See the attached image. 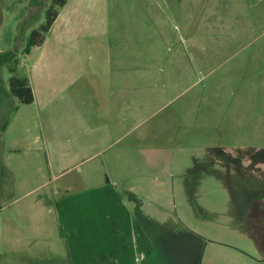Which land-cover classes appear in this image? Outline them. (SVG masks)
<instances>
[{"label": "rangeland", "instance_id": "obj_1", "mask_svg": "<svg viewBox=\"0 0 264 264\" xmlns=\"http://www.w3.org/2000/svg\"><path fill=\"white\" fill-rule=\"evenodd\" d=\"M50 2L0 0V50H17L0 89L10 76H36L32 103L0 94V264H69L54 201L106 183L147 236V264H172L160 255L167 249L174 264H264V242L262 256L226 214L218 164L184 172L211 154L234 170L225 154L264 145V0H66L43 44L25 54ZM106 64L109 74H86ZM174 139L199 153L172 168L141 152ZM155 179L174 186L175 208Z\"/></svg>", "mask_w": 264, "mask_h": 264}, {"label": "crops", "instance_id": "obj_2", "mask_svg": "<svg viewBox=\"0 0 264 264\" xmlns=\"http://www.w3.org/2000/svg\"><path fill=\"white\" fill-rule=\"evenodd\" d=\"M60 12L58 10L57 17L50 27L51 30L54 23L57 22ZM40 46L34 48H39ZM107 59L106 61L109 63V58ZM38 60L39 58L35 59L33 64ZM106 65L108 67V64ZM108 70L109 67L103 68L99 66L92 73L88 74V72L86 74L92 76V78H100L101 74H109ZM114 72V77L117 76L121 79L120 73ZM83 75H77L76 80H79ZM34 76L35 74L32 75L31 73L28 81L35 99L36 91L32 85ZM71 80H75V77ZM71 80L67 84H70ZM93 82L94 80L92 81V86L96 87V83ZM108 90L110 91V89ZM95 94L98 99L97 89L95 90ZM159 142L153 141L151 142L154 143L152 145L146 144L145 147L140 148L141 152H145L148 155L147 158L156 154L161 156L162 154L164 162H169V166L172 168L173 160L188 156V153L196 155L199 153L194 152L196 149L194 147H180L175 139ZM170 142L172 144H169ZM175 148L177 151H175ZM250 151V153L244 151L236 154L232 150L231 153L225 154V158L230 159L232 166L236 168L234 170L219 167L220 159L216 158L215 154H211V156L218 164V170L216 169L217 173L215 174L218 175L225 186L232 203V207L228 208L229 211H226V214L228 213L231 216L232 212V217L235 218L237 224L242 226V229H245L251 235L252 242L263 256V249L260 248L259 243L264 242V145L252 146ZM177 152L181 155L178 156ZM222 154L223 152H218L220 158ZM239 161L238 167V165L236 166V162ZM159 169L158 173H160ZM188 171L189 168L184 172L189 174L190 171ZM166 181L162 179L161 181L153 180V189L163 191L164 193L168 192L170 195L169 199L165 200L164 203L169 207L175 208L177 205L175 201L177 192L174 186L170 184V181ZM54 207L59 235L65 242L69 264H144L145 262L147 264L152 249L148 238L114 183H106L88 188L66 189L63 195L55 199ZM196 216L201 220L204 217V215L200 214H196ZM209 222L215 223L213 220ZM245 225L251 226L250 232L245 228ZM166 251H162L160 254L162 260L164 261L167 258V261H173L171 263L174 264V257L177 258V256H174L175 252L169 249Z\"/></svg>", "mask_w": 264, "mask_h": 264}, {"label": "trees", "instance_id": "obj_3", "mask_svg": "<svg viewBox=\"0 0 264 264\" xmlns=\"http://www.w3.org/2000/svg\"><path fill=\"white\" fill-rule=\"evenodd\" d=\"M65 2L66 0H51V4L45 11L44 22L37 29H32L29 33L27 43L23 47L25 54H28L32 47L40 46L43 43L45 34L49 31L53 21L57 17L58 10H56V7L64 6ZM16 54L17 50L14 49L0 50V74L5 65L16 63ZM10 71L13 72V68H10ZM0 91V94H3L4 88L1 87ZM5 93L8 95V98L17 99L22 104H30L34 100L33 91L27 78L10 76L8 89ZM5 93L3 96H5Z\"/></svg>", "mask_w": 264, "mask_h": 264}, {"label": "flooded vegetation", "instance_id": "obj_4", "mask_svg": "<svg viewBox=\"0 0 264 264\" xmlns=\"http://www.w3.org/2000/svg\"><path fill=\"white\" fill-rule=\"evenodd\" d=\"M42 17L40 16V17H38V20H36V23L41 19ZM40 25V24H39ZM211 157V155L209 156V159H206V161H204V160H200V161H198L197 162V160H195L194 162H193V169H189V174L188 175H191V176H193L194 177V175H200L199 173H198V171L200 170V171H205V172H207L206 170L208 169V166H210V165H213L214 163H215V160L213 159V157L212 158H210ZM160 161H162L163 160V155L161 154V156H160ZM161 169L162 168H160L159 170L161 171ZM159 171V172H160ZM202 173V172H201ZM190 176V177H191ZM196 178V177H195ZM195 178H193V179H195ZM194 181V180H193ZM193 189H194V192L193 193H195V187H193ZM188 194H190L189 193V191H188ZM192 194V193H191ZM192 196V198H194L195 197V194H193V195H191ZM191 200L192 199H190V200H188V202H189V207H191L194 211L193 212H195V214H200V215H203V213H205V212H207L205 209V207L203 206H200V204H197L196 202H194V204L191 202ZM194 200V199H193ZM190 264V263H189Z\"/></svg>", "mask_w": 264, "mask_h": 264}]
</instances>
